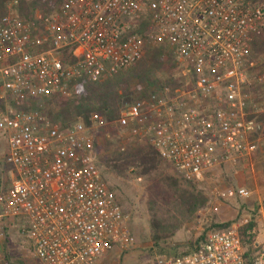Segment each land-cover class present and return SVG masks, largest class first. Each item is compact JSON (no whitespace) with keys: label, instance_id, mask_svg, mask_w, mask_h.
<instances>
[{"label":"built area","instance_id":"1","mask_svg":"<svg viewBox=\"0 0 264 264\" xmlns=\"http://www.w3.org/2000/svg\"><path fill=\"white\" fill-rule=\"evenodd\" d=\"M263 30L261 0H63L44 31L9 15L0 28V137L11 169L0 192V262L8 222L21 226L40 264H98L136 242L96 166L101 125L60 131L19 108L69 96L72 82L115 75L149 47L167 46L187 81L175 96L168 88L154 94L144 114L139 104L121 111L118 124L130 128L123 147L148 138L178 175L202 182L264 145V122L251 118L264 116V100L249 112L244 93L256 81L264 85V56L259 75L250 71L252 44ZM227 195L250 197L245 189ZM239 228L210 233L196 252L153 264H248Z\"/></svg>","mask_w":264,"mask_h":264},{"label":"trees","instance_id":"2","mask_svg":"<svg viewBox=\"0 0 264 264\" xmlns=\"http://www.w3.org/2000/svg\"><path fill=\"white\" fill-rule=\"evenodd\" d=\"M261 1L264 4V0ZM62 6L63 0H0V28L5 27L6 19L12 15L18 21L33 24L44 31L45 21L58 13ZM146 28L147 25H144L139 32H144ZM263 56L264 30L251 48L250 62L254 63V67L250 71L255 78L263 68L259 61ZM181 71L170 49L163 46L149 47L143 58L128 71L101 77L96 81L84 77L69 85V96L54 94L19 108L27 113L41 114L52 127L60 131H67L79 123L88 129L94 123L100 124L94 151L97 156L96 166L104 184L123 210V202L117 195V191L121 190L109 182L116 180L127 185L132 179H141L151 194L149 212L153 245L150 251L154 256H171L169 258L192 254L206 241L207 233L204 232L194 243L186 246L182 254L178 253L177 247L168 243L198 210L208 205V199L195 182H189L177 174L172 165L153 148L150 139L132 140L133 142L123 147V137L128 135L130 128L120 126L118 121L121 111L128 105L139 104L141 112H147L152 96L166 88L171 91L172 96L177 95L184 86L183 80L177 78ZM244 93L250 97L247 111L251 112L254 105L264 100V85L256 81ZM5 102L0 99V111L5 110ZM253 117L264 122V116L252 115L251 118ZM259 150L261 147L255 154ZM242 212L243 210L239 213ZM235 222L237 221L213 223L210 229L214 232L225 231ZM12 224H5L7 230ZM257 228L254 217L239 228L248 264L259 261L261 248L256 243ZM130 230L132 232L131 227ZM8 237L7 233L1 249L3 264H26L23 259H14L7 254ZM28 245L33 251L32 243L29 242Z\"/></svg>","mask_w":264,"mask_h":264},{"label":"rangeland","instance_id":"3","mask_svg":"<svg viewBox=\"0 0 264 264\" xmlns=\"http://www.w3.org/2000/svg\"><path fill=\"white\" fill-rule=\"evenodd\" d=\"M38 18H40V14H38ZM163 47L170 49L167 46ZM179 66L182 71L177 75V78L183 80V84H185L187 80L183 76V68L180 63ZM1 95L0 89V97ZM95 133L97 135L99 130ZM259 151L249 158L240 160L237 165H228L215 170L204 181L196 183L208 199V205L198 210L193 218L185 223L168 242L178 248L179 254H182L186 250V246L194 243L204 232L207 233L206 236L213 233L214 231L210 229L213 223L222 224L236 220L235 224H240L241 227L254 217L258 224L256 243L257 247L261 248L258 260L264 264V145ZM6 153V140L0 137V192L6 190L11 183V169L3 162ZM109 183L112 186L116 185L121 190L117 191V195L123 202V211L129 218V225L136 241L135 246L122 255V257L126 254L129 255L126 263L153 264L157 258L171 257L154 256L150 251L153 243L149 189L143 185L141 180L136 181L135 179H132L127 185H122L116 180ZM243 189L250 193L249 198L241 199L227 195L231 190ZM242 210L243 212L239 213ZM20 227L14 223L8 229L7 254L14 259H23L26 264H40L29 248L28 244L31 240L20 234ZM120 260V264H123L122 259ZM0 264L3 262L1 261Z\"/></svg>","mask_w":264,"mask_h":264},{"label":"crops","instance_id":"4","mask_svg":"<svg viewBox=\"0 0 264 264\" xmlns=\"http://www.w3.org/2000/svg\"><path fill=\"white\" fill-rule=\"evenodd\" d=\"M128 251H122L121 249L116 248L113 250L112 253L108 254L103 259H101L98 264H120V259H122L123 264H128L126 262L128 261L127 256L129 255L126 254L124 257H122V255Z\"/></svg>","mask_w":264,"mask_h":264}]
</instances>
